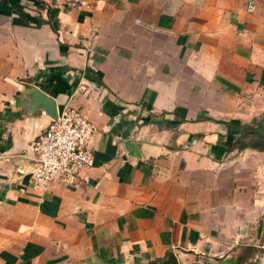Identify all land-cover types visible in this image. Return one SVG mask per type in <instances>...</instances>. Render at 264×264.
<instances>
[{"label": "crops", "instance_id": "crops-1", "mask_svg": "<svg viewBox=\"0 0 264 264\" xmlns=\"http://www.w3.org/2000/svg\"><path fill=\"white\" fill-rule=\"evenodd\" d=\"M69 1L0 0V264H264V151L229 136L264 114V0ZM32 86L96 127L78 190L27 186Z\"/></svg>", "mask_w": 264, "mask_h": 264}, {"label": "built area", "instance_id": "built-area-1", "mask_svg": "<svg viewBox=\"0 0 264 264\" xmlns=\"http://www.w3.org/2000/svg\"><path fill=\"white\" fill-rule=\"evenodd\" d=\"M69 4L75 6L76 2L70 0ZM254 10L255 1L248 0L247 11ZM95 133L96 127L81 110L68 103L58 109L57 120H51L33 142L27 186L39 194L57 186L80 189L83 174L95 166L91 147Z\"/></svg>", "mask_w": 264, "mask_h": 264}, {"label": "water", "instance_id": "water-1", "mask_svg": "<svg viewBox=\"0 0 264 264\" xmlns=\"http://www.w3.org/2000/svg\"><path fill=\"white\" fill-rule=\"evenodd\" d=\"M25 95L26 98L31 99L34 103V106L33 108L31 107V110L35 108V110L37 109L39 111H43L48 116H50L52 120H57L58 105L55 98L49 96L37 86H32ZM252 132L256 139L253 145L264 151V114L257 119V122L255 123V127ZM125 145L128 149H136L135 145L132 143L126 142ZM29 162L32 169L33 164L31 158H29ZM154 264H179V260L174 252H169L166 259L160 262H154Z\"/></svg>", "mask_w": 264, "mask_h": 264}, {"label": "rangeland", "instance_id": "rangeland-1", "mask_svg": "<svg viewBox=\"0 0 264 264\" xmlns=\"http://www.w3.org/2000/svg\"><path fill=\"white\" fill-rule=\"evenodd\" d=\"M256 122L257 120L255 121V123ZM255 123H253L252 125H242L240 127V132H242V134L236 131L230 132L229 136H231L234 140V143H230L232 148L236 147L237 149H245L246 146H251L255 143L256 139L252 132L255 127Z\"/></svg>", "mask_w": 264, "mask_h": 264}, {"label": "trees", "instance_id": "trees-1", "mask_svg": "<svg viewBox=\"0 0 264 264\" xmlns=\"http://www.w3.org/2000/svg\"><path fill=\"white\" fill-rule=\"evenodd\" d=\"M239 127H241V126H239ZM239 127L237 128L238 129V133L242 134V132H240V130H239ZM244 135H245V133H244ZM246 147H248V146H246Z\"/></svg>", "mask_w": 264, "mask_h": 264}]
</instances>
